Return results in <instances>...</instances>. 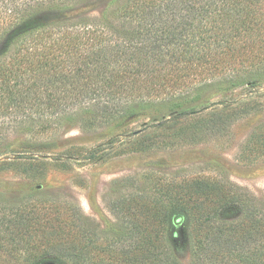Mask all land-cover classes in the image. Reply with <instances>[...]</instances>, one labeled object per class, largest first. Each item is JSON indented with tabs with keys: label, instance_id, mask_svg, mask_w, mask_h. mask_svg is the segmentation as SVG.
<instances>
[{
	"label": "trees",
	"instance_id": "trees-1",
	"mask_svg": "<svg viewBox=\"0 0 264 264\" xmlns=\"http://www.w3.org/2000/svg\"><path fill=\"white\" fill-rule=\"evenodd\" d=\"M76 2L0 0V119L18 133L152 117L147 128L195 118L219 135L257 110L200 104L264 84V0H110L69 18ZM184 183L113 201L117 237L41 190L17 203L0 191V264H181L183 227L194 264H264V200L225 180Z\"/></svg>",
	"mask_w": 264,
	"mask_h": 264
},
{
	"label": "rangeland",
	"instance_id": "rangeland-1",
	"mask_svg": "<svg viewBox=\"0 0 264 264\" xmlns=\"http://www.w3.org/2000/svg\"><path fill=\"white\" fill-rule=\"evenodd\" d=\"M76 1L69 18L88 11L98 15L110 0ZM218 102L222 105L202 115L243 103L257 110L219 135H210L207 123L195 118L147 128L158 122L141 117L92 130L64 127L39 141L0 119V191L15 203L38 189L46 199L73 204L98 228L100 237H117L110 231L117 222L113 201L132 193L159 197L171 182L225 180L264 200V84L214 94L200 106ZM2 162L12 164L2 167ZM179 237L176 256L181 264H194L185 227Z\"/></svg>",
	"mask_w": 264,
	"mask_h": 264
}]
</instances>
